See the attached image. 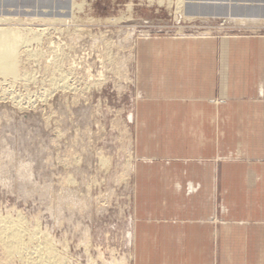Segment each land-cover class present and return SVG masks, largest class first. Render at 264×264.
Instances as JSON below:
<instances>
[{
    "label": "rangeland",
    "instance_id": "rangeland-1",
    "mask_svg": "<svg viewBox=\"0 0 264 264\" xmlns=\"http://www.w3.org/2000/svg\"><path fill=\"white\" fill-rule=\"evenodd\" d=\"M156 36L264 37V0H0V214L68 264H134L137 52Z\"/></svg>",
    "mask_w": 264,
    "mask_h": 264
},
{
    "label": "crops",
    "instance_id": "crops-1",
    "mask_svg": "<svg viewBox=\"0 0 264 264\" xmlns=\"http://www.w3.org/2000/svg\"><path fill=\"white\" fill-rule=\"evenodd\" d=\"M137 53L134 264H264V37Z\"/></svg>",
    "mask_w": 264,
    "mask_h": 264
},
{
    "label": "bare ground",
    "instance_id": "bare-ground-1",
    "mask_svg": "<svg viewBox=\"0 0 264 264\" xmlns=\"http://www.w3.org/2000/svg\"><path fill=\"white\" fill-rule=\"evenodd\" d=\"M38 35L37 31L30 36L23 33L22 37L25 41H30L37 39ZM6 66L4 67L12 73L19 72L15 62L8 61ZM19 73L18 75H20ZM26 73H23V77L30 79L31 74ZM65 80L63 77L61 87L65 88ZM40 229L38 226L29 228L21 216L13 217L9 213L8 215L0 214V264H68L66 252L62 254L61 252L64 251L57 249L55 241H53L55 239L48 232H43Z\"/></svg>",
    "mask_w": 264,
    "mask_h": 264
}]
</instances>
